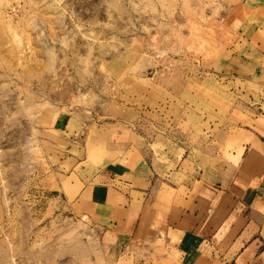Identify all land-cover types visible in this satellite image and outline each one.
Returning a JSON list of instances; mask_svg holds the SVG:
<instances>
[{
    "label": "rangeland",
    "instance_id": "obj_1",
    "mask_svg": "<svg viewBox=\"0 0 264 264\" xmlns=\"http://www.w3.org/2000/svg\"><path fill=\"white\" fill-rule=\"evenodd\" d=\"M239 1L0 0V264H162L165 240L121 243L92 186L134 154L164 181L182 151L198 170L257 122L229 49L263 34L264 0Z\"/></svg>",
    "mask_w": 264,
    "mask_h": 264
},
{
    "label": "crops",
    "instance_id": "obj_2",
    "mask_svg": "<svg viewBox=\"0 0 264 264\" xmlns=\"http://www.w3.org/2000/svg\"><path fill=\"white\" fill-rule=\"evenodd\" d=\"M260 15L264 19V5ZM262 31L249 38L234 32L237 48L229 51L237 76L258 77L264 90ZM259 114L251 129L240 128L227 158L208 156L197 170L182 151L173 159L177 168L165 171L166 181L153 158L134 154L112 164L96 175L91 204L101 206L121 243L145 242L155 230L156 240H165L162 264H264V112ZM176 174L179 182L169 179Z\"/></svg>",
    "mask_w": 264,
    "mask_h": 264
}]
</instances>
